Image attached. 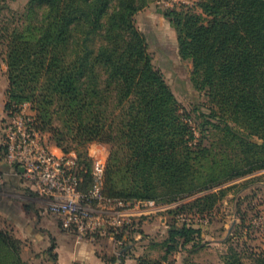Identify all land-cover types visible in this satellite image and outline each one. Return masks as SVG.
Returning a JSON list of instances; mask_svg holds the SVG:
<instances>
[{"label": "trees", "instance_id": "16d2710c", "mask_svg": "<svg viewBox=\"0 0 264 264\" xmlns=\"http://www.w3.org/2000/svg\"><path fill=\"white\" fill-rule=\"evenodd\" d=\"M146 3L27 0L0 33L8 81L4 110L11 116L30 101L43 113L33 115L42 133L55 116L64 130L51 127L54 133L111 143L123 166L109 162L105 167L107 196L131 205L145 200L174 205L165 207L174 213L166 233L149 238L135 264H173L175 252L190 254L204 244L200 227L176 222L184 208L179 199L201 190L195 203L211 208L230 186L213 187L264 170V0H197L190 8L164 11L176 33L173 56L190 63L187 79H181L190 87V111L154 64L151 33L135 23V13ZM7 4L0 0V11ZM201 91L207 100L200 101ZM192 112H197L199 136L187 120ZM213 130L219 135L217 151L204 142ZM55 140L65 153L63 138ZM75 160L86 191L92 165L83 170ZM134 227L133 222L118 229L117 254L103 255L105 260L122 263L132 247L123 233L135 239V232H142ZM52 248L48 252L55 261ZM155 249L159 254H152ZM0 264H25L17 239L4 230ZM182 264L202 263L186 254ZM222 264H264V250L230 245Z\"/></svg>", "mask_w": 264, "mask_h": 264}, {"label": "rangeland", "instance_id": "374dc122", "mask_svg": "<svg viewBox=\"0 0 264 264\" xmlns=\"http://www.w3.org/2000/svg\"><path fill=\"white\" fill-rule=\"evenodd\" d=\"M26 1L8 0L7 7L0 11V33L3 26L11 25L13 18L20 14ZM196 1L147 0L146 5L134 15L136 25L152 35V38L149 39V51L152 54L154 64L162 70L181 107L189 111L193 106V98L188 93L190 88L188 82H183L181 79H187L186 72L189 70L190 63L188 60L173 56L177 45L176 33L168 18L164 16V11L167 8L187 9L195 5ZM4 48L0 38V80H3ZM162 50H166L167 55L161 52ZM172 57L173 59L170 61ZM199 99L200 101L207 100L203 91L199 92ZM25 104L27 113L32 115L43 114L33 108L32 102L27 101ZM10 119L11 117L6 112L0 114V230L7 231L17 239L20 254L25 264H49V262L50 264H57L50 258L51 252H48V248H54L63 241L65 236L71 239L75 237V234L64 230L56 216L44 212V201L37 198L32 190L27 187L28 183L22 176L18 173L9 174L11 168L4 157L5 147L2 134L3 126ZM197 119V112H192L191 117L187 118L195 136H199ZM51 127L64 130L63 122L53 116L51 124H48L44 131V140L47 145L49 146L51 142L55 144V136L63 138L61 146L67 151L65 153L62 151L59 155L76 156L77 162H80L83 170L89 169L95 159L104 162L105 167L109 162L123 166L120 151L119 154L113 156L115 149L111 143L103 141L85 143L73 140L69 136L54 133ZM218 138V131L213 130L204 142L211 146L214 151H217L219 149L217 146ZM2 146L3 148H1ZM218 156L221 157V155ZM13 171H15L14 168ZM115 177L117 178L118 175ZM223 186L230 187L218 197L211 208H202L203 203L199 205L195 203L194 200L204 192L201 190L191 192L179 199L178 202L184 204V208L177 215L176 222L186 221L193 226L200 227L204 244L190 254L184 250L175 252L173 264H177V261L178 264L180 262L182 264L183 256L186 254L202 264H222V255L230 245L247 252L251 249L255 251L264 250V170L234 177L220 186L213 187L212 190ZM162 205L137 206L139 210L145 208L140 212L150 211L152 216L149 218H144L141 214L133 216L134 230L140 229L142 231L139 234L135 232L134 235L137 236V239H131L130 235H126L127 231L123 233L125 241L131 242L135 250L144 239L141 237L142 235L146 237L143 243H146L149 238L158 240L166 233L168 224L174 220V213L166 210L171 204H168L167 207ZM146 230L149 231L146 232ZM93 240L99 245L101 253L105 257L111 255L113 249L117 250L116 244L111 240L109 241V237L106 235H97ZM53 248L52 253L54 252ZM159 252V249H155L152 254L157 255Z\"/></svg>", "mask_w": 264, "mask_h": 264}, {"label": "built area", "instance_id": "2783aa9c", "mask_svg": "<svg viewBox=\"0 0 264 264\" xmlns=\"http://www.w3.org/2000/svg\"><path fill=\"white\" fill-rule=\"evenodd\" d=\"M10 117L2 134L5 160L36 197L44 201L45 210L78 239L93 240L97 234H106L114 244L120 243L116 233L125 224L133 223L134 205H162L145 200L131 206L129 202L107 196L105 165L99 159L92 162L90 187L86 191L81 189L83 177L78 173L75 157L57 155L50 150L44 133L34 126L33 115L26 112V104Z\"/></svg>", "mask_w": 264, "mask_h": 264}, {"label": "crops", "instance_id": "0c3cea01", "mask_svg": "<svg viewBox=\"0 0 264 264\" xmlns=\"http://www.w3.org/2000/svg\"><path fill=\"white\" fill-rule=\"evenodd\" d=\"M5 71H6V65L4 64L3 65V80H0V114L5 113L4 103L6 100V88L8 84ZM49 148L52 152H54L57 155L62 153L61 148L52 142L50 143ZM8 165L11 168L10 170L11 172H9V174L17 173L16 171H13V166H11L10 164ZM27 187L29 186L27 185ZM44 212L48 213L46 210H44ZM133 213L135 216L141 214L144 218H149L152 216L150 215L151 213L150 211L140 212V210L136 207V205H134L133 207ZM147 231L149 230H146V232ZM135 239H137V236H135ZM144 239L142 243L137 246L136 250L132 246L131 249L129 250V253L125 255L122 263H120L118 259L105 260L103 258V254L101 253L100 247L95 242V240L78 239L77 237L68 239L65 236L63 238V241L61 243L59 242L57 245L55 244L56 246L53 248V251L56 255L55 262L57 264H74L75 262H81L83 264H135V258L141 253H143L146 247V243H143ZM112 251L113 253H111V255H107L108 257L116 256L117 254L116 250L113 249ZM177 264H178V261H177Z\"/></svg>", "mask_w": 264, "mask_h": 264}]
</instances>
